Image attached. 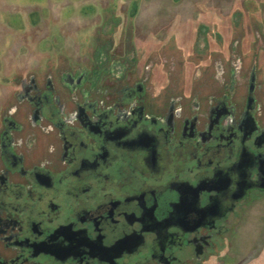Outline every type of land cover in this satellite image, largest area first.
<instances>
[{
	"label": "flooded vegetation",
	"instance_id": "af4514ba",
	"mask_svg": "<svg viewBox=\"0 0 264 264\" xmlns=\"http://www.w3.org/2000/svg\"><path fill=\"white\" fill-rule=\"evenodd\" d=\"M208 33L175 79L179 59L166 69L131 38L14 73L0 97V264L227 255L264 200V79L238 41L224 52Z\"/></svg>",
	"mask_w": 264,
	"mask_h": 264
},
{
	"label": "rangeland",
	"instance_id": "374dc122",
	"mask_svg": "<svg viewBox=\"0 0 264 264\" xmlns=\"http://www.w3.org/2000/svg\"><path fill=\"white\" fill-rule=\"evenodd\" d=\"M206 29L218 50L223 42L227 50L238 41L246 62L259 60L264 79V0H0V97L10 89L14 73L36 67L37 59H72L75 65L93 58L101 42L127 43L130 38L137 56L145 58L151 51L150 57L168 61L166 69L173 68L172 57L179 59L172 71L175 79L191 72L186 59L194 57L193 42L202 44ZM245 217L233 238L247 229L256 232L264 200L253 201ZM230 246L234 248L232 242ZM224 254L212 264H225Z\"/></svg>",
	"mask_w": 264,
	"mask_h": 264
},
{
	"label": "crops",
	"instance_id": "0c3cea01",
	"mask_svg": "<svg viewBox=\"0 0 264 264\" xmlns=\"http://www.w3.org/2000/svg\"><path fill=\"white\" fill-rule=\"evenodd\" d=\"M243 226V224H242ZM246 226H253L249 223ZM240 241L238 249L237 242ZM234 248H231L223 260L225 264H264V217L257 220L256 232L247 229V234H241L240 237H232ZM220 257V256H219ZM218 257H215L217 260ZM239 259V262L236 260ZM215 264H218L215 262Z\"/></svg>",
	"mask_w": 264,
	"mask_h": 264
}]
</instances>
